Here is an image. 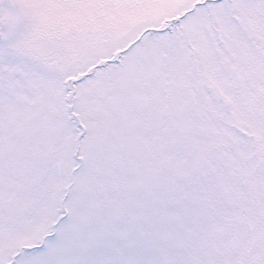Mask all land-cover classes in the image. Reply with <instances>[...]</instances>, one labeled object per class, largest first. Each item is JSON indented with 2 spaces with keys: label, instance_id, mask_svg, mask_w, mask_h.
<instances>
[{
  "label": "snow or ice",
  "instance_id": "obj_1",
  "mask_svg": "<svg viewBox=\"0 0 264 264\" xmlns=\"http://www.w3.org/2000/svg\"><path fill=\"white\" fill-rule=\"evenodd\" d=\"M0 264H264V0H0Z\"/></svg>",
  "mask_w": 264,
  "mask_h": 264
}]
</instances>
